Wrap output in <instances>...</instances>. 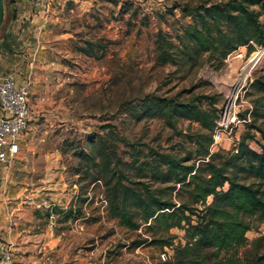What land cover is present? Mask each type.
<instances>
[{
	"label": "rangeland",
	"instance_id": "obj_1",
	"mask_svg": "<svg viewBox=\"0 0 264 264\" xmlns=\"http://www.w3.org/2000/svg\"><path fill=\"white\" fill-rule=\"evenodd\" d=\"M23 1L22 7H29ZM227 1L57 0L46 16L32 11L24 16L14 1L5 0L0 77L14 74L19 82H30L35 118L23 133L26 144L13 167L5 170L0 163V180L4 175L13 189L25 187L23 205L32 198L40 205L32 217L34 231L61 237L48 250L54 264H157L174 260L175 247L186 243L183 229L159 231L143 224L135 230L110 210L113 173L121 177L122 169L138 179L136 155L143 161L145 153L171 152L191 157L189 163L201 161L192 140L204 131L201 124L151 114L145 98L196 99L216 114L230 86L248 75L241 114L251 115L238 132L240 140L247 137L260 149L264 94L250 87L264 63L263 55L251 69L259 46L252 53L241 46L243 58L220 62L218 52H205L185 64L191 54L185 30L194 23L193 7ZM253 9L264 24L260 6ZM159 33L174 44L177 63L159 59ZM174 199L188 196L174 192ZM248 219L245 242L222 256L233 264H264V220ZM154 235L169 237L172 246L153 244Z\"/></svg>",
	"mask_w": 264,
	"mask_h": 264
},
{
	"label": "trees",
	"instance_id": "obj_2",
	"mask_svg": "<svg viewBox=\"0 0 264 264\" xmlns=\"http://www.w3.org/2000/svg\"><path fill=\"white\" fill-rule=\"evenodd\" d=\"M253 6H260L264 14V0H228L193 7L194 23L185 30L191 43L187 45L191 54L185 64L196 62L198 55L205 52H218L222 62L241 46L249 47L250 53L255 46H263L264 24L261 13ZM165 37L162 33L157 37L159 59L177 63L179 60L171 51L174 44ZM256 74L250 87L264 94V63ZM147 98L145 110L151 114L175 115L201 124L204 131L192 138L197 146L195 155L201 161L198 165L189 163L191 157L171 152L145 153L143 161L136 155L132 162L138 164V179H131L122 169L121 177L113 173L116 179L109 191L111 213L135 230L143 224L159 231L185 230L186 243L175 247V259L168 257L157 264H233L222 252L245 242L251 227L248 218L257 216L264 220V130L259 128L263 138L260 149L252 147L244 137L238 152H212L218 111L210 113L196 99L177 102L164 97ZM149 176V180L143 179ZM174 192L177 196L186 192L188 200L178 202ZM151 242L164 247L173 244L165 235H154Z\"/></svg>",
	"mask_w": 264,
	"mask_h": 264
},
{
	"label": "built area",
	"instance_id": "obj_3",
	"mask_svg": "<svg viewBox=\"0 0 264 264\" xmlns=\"http://www.w3.org/2000/svg\"><path fill=\"white\" fill-rule=\"evenodd\" d=\"M57 0H26L30 11L34 15H48ZM258 47V46H257ZM264 55V45L259 46L254 57L251 69L260 62ZM245 53L239 48L228 57L232 59L243 58ZM251 71V70H250ZM250 74V73H249ZM248 75H242L230 86L226 98L218 109L213 131L211 151H218L227 147H220L227 142L229 151L238 152L240 135L238 130L242 123L250 118L242 117L245 93L247 92ZM254 79H250V85ZM33 118L30 82H19L14 74H5L0 79V163L12 168L22 151L23 133ZM8 179V178H7ZM0 264H18L16 248L12 242L0 245Z\"/></svg>",
	"mask_w": 264,
	"mask_h": 264
},
{
	"label": "crops",
	"instance_id": "obj_4",
	"mask_svg": "<svg viewBox=\"0 0 264 264\" xmlns=\"http://www.w3.org/2000/svg\"><path fill=\"white\" fill-rule=\"evenodd\" d=\"M11 1H14L19 14L26 16L27 12L30 11L29 7L25 9L22 7L24 5L23 0ZM34 118L35 111L33 110V118L30 120L29 126ZM25 144L23 142L22 151ZM13 188L3 175L0 180V245L7 242L15 244L18 264H54L47 257L48 250L52 241L54 239L59 240L58 238L61 237L54 238L52 235L46 236L45 232L34 231L36 229H33V215L40 205L29 195V200L32 198L33 201H28V205H23L24 199L21 196L25 187L19 186L17 190Z\"/></svg>",
	"mask_w": 264,
	"mask_h": 264
},
{
	"label": "water",
	"instance_id": "obj_5",
	"mask_svg": "<svg viewBox=\"0 0 264 264\" xmlns=\"http://www.w3.org/2000/svg\"><path fill=\"white\" fill-rule=\"evenodd\" d=\"M5 17V0H0V29Z\"/></svg>",
	"mask_w": 264,
	"mask_h": 264
}]
</instances>
